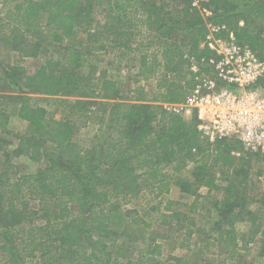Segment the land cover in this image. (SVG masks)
Listing matches in <instances>:
<instances>
[{
  "label": "trees",
  "instance_id": "trees-1",
  "mask_svg": "<svg viewBox=\"0 0 264 264\" xmlns=\"http://www.w3.org/2000/svg\"><path fill=\"white\" fill-rule=\"evenodd\" d=\"M1 5L0 40L7 46H16L18 34H26L21 39L33 41L27 50L32 55L47 52L43 45L51 47V55L33 73L19 65L4 69L5 86L77 98L63 102L76 114L85 108L81 98H101L105 112L99 129L104 123L106 128L80 143L70 116L55 119L45 106L32 103L33 98L0 96L5 102L0 124L11 117L26 121L20 138L30 142L31 159L39 165L34 172H20L7 159L0 170V264H25L27 259L48 264L43 260L50 258L67 264H174L165 259L163 243L147 232L138 239H148L149 245L130 249L122 237H132L141 223L145 228L152 224L136 215L138 209L117 202L119 197L132 202L143 193L155 201L173 186L180 189L181 199H194L183 204L186 213H161L162 220L183 217L195 226L194 214L203 205L200 191L207 188L222 192V199L209 201L219 211L214 239L225 254L234 259L239 241L255 242V234L235 226L253 214L244 187L241 191L238 185L246 189L253 175L244 162L249 158L242 142L210 143L198 130L195 115H172L160 103L184 99L193 86L185 55L210 53L201 46L207 21L227 25L239 43L251 46L264 61V0H208L203 5L212 11L209 18L192 0H0ZM41 29L45 35L38 34ZM104 34L112 36V45L102 42ZM108 47L133 52L134 81L153 84L135 86L125 96L119 81L92 61L93 49ZM235 150L242 154H232ZM255 155L264 160V153ZM31 202H37V208ZM259 202L264 205V195ZM172 203L182 205L168 201L165 208L171 210ZM186 232L192 235L190 229ZM109 236L112 239H105ZM262 239L264 258V231ZM180 247L187 245L181 242ZM174 258L182 262L187 257Z\"/></svg>",
  "mask_w": 264,
  "mask_h": 264
},
{
  "label": "rangeland",
  "instance_id": "rangeland-1",
  "mask_svg": "<svg viewBox=\"0 0 264 264\" xmlns=\"http://www.w3.org/2000/svg\"><path fill=\"white\" fill-rule=\"evenodd\" d=\"M173 6V3H171ZM0 7H3L1 5ZM1 12V11H0ZM3 15V14H2ZM38 34L45 35L46 31L41 29ZM26 35V34H25ZM25 35L18 34L16 39V46H7L5 41L0 40V96L4 95L6 97L19 96L21 98H33L36 101H31L32 103H38L47 108L49 116L59 119L61 117H69L72 123L75 125L77 131V139L81 143H86L85 137L88 139L94 135H100L106 128L104 123L101 127V119L104 115V109L100 107L102 101L101 98H81L84 101L85 108L81 113L76 114L75 111L68 109L63 103L68 101L69 103H74L77 98L70 97L64 94L58 95H39L31 92H20L16 89H8L4 84L5 70L9 66L19 65L23 67L28 72H35L39 66L45 62L47 57L51 55L49 49L50 46L43 45V49L47 52L32 55V51H27L32 45L33 41H24L21 38H26ZM101 40L107 46L112 45V36L104 34L101 36ZM36 42V41H35ZM13 43V42H11ZM10 43V44H11ZM48 41L45 42L47 44ZM27 51V52H24ZM125 50H117L115 48L108 47L104 51H95L93 49L94 56L92 61L99 63L103 69H106L110 76L117 79L119 84L122 86V90L125 96L131 94L135 86H140L142 84H153L151 82L136 83L135 73L136 69L133 67L134 62L132 57L134 53ZM122 53L124 55H122ZM142 51L138 55H140ZM137 54V53H136ZM139 56H137L138 58ZM186 59L189 61L190 55H185ZM98 61V62H97ZM5 102L1 101L0 98V109L4 107ZM87 110H92L95 112L91 115ZM92 117V118H91ZM0 118V123H1ZM27 128L26 121L20 118H10L7 124H0V170L4 169L5 161L15 163L20 172H34L38 169L39 165L36 161L31 159V153L34 152L30 142L25 139H21L20 135L25 133ZM242 150L244 153L248 154L247 160H245L246 166L253 173L252 182L248 186L238 184L244 187L241 191L245 195V199L249 200L250 209L253 214L249 216V220L237 222L235 224L236 229L246 234H255V242L250 245H246L244 241H239L238 247L235 249L236 256L231 258L230 253L226 255L225 250L219 241L214 238L217 236L218 229L215 226L217 217L219 215L218 209L215 207V201L222 199V192L209 190L207 188H202L200 191V196L198 199L202 201L203 205H200L198 212L194 214L193 223L195 226L188 225V223L183 219V217L176 218L170 217L169 219L162 220L161 213H171L172 211L187 212V209L183 204L190 203L193 201L194 197L189 196L187 198L181 199L182 193L179 188L173 186L172 192L169 194H164L155 201H152V195L143 193L140 197L132 202L125 203L122 197L117 199V202L122 206V208L127 209H138L139 218L141 217L146 221L147 224L152 225L149 228H145L143 224H139L138 228L134 229L132 237H122L126 238L125 241L129 244L130 249H139L147 247L150 243L148 239L141 240L138 236L143 235L147 232L148 237L155 236L162 245V252L165 259L170 260V263L180 264H237L238 259L242 258V264H264V258L261 256V248L263 244V231H264V205H262L259 200L264 195V160L262 156L255 154L264 153L261 151L253 152L246 149L242 144ZM66 154H69V150L65 149ZM6 153H9L6 155ZM232 154L240 156L242 154L235 150ZM215 153L213 152L208 156L210 160L214 159ZM221 169L225 170L226 167L222 165L220 160ZM218 163V164H219ZM253 186V187H252ZM252 187V188H251ZM15 194L17 187L14 186ZM134 189L128 191V193H133ZM213 200V201H209ZM180 202L182 205L171 204V210H167L165 203ZM158 205V206H157ZM32 208H37V202H31ZM155 207L159 208V211ZM184 226L185 228H181ZM223 227H227V223L223 222ZM192 232V235L187 234V230ZM169 235V237H165ZM122 238L121 241H122ZM132 238V239H131ZM105 239H112L111 236ZM184 242L187 245L185 248L180 247V243ZM232 245L230 244V252ZM185 255L187 258L181 260L182 262L174 258ZM38 259H27L25 264H37ZM53 258L48 260H43L48 264H67L66 261L58 263L57 261H51Z\"/></svg>",
  "mask_w": 264,
  "mask_h": 264
},
{
  "label": "built area",
  "instance_id": "built-area-1",
  "mask_svg": "<svg viewBox=\"0 0 264 264\" xmlns=\"http://www.w3.org/2000/svg\"><path fill=\"white\" fill-rule=\"evenodd\" d=\"M207 1L192 0L204 18L212 16ZM201 46L210 53L189 57L193 86L185 98L160 104L172 115H195L210 143L238 139L246 149L264 152V61L225 24L207 21Z\"/></svg>",
  "mask_w": 264,
  "mask_h": 264
},
{
  "label": "crops",
  "instance_id": "crops-1",
  "mask_svg": "<svg viewBox=\"0 0 264 264\" xmlns=\"http://www.w3.org/2000/svg\"><path fill=\"white\" fill-rule=\"evenodd\" d=\"M172 190H173V188H172ZM172 192V191H171Z\"/></svg>",
  "mask_w": 264,
  "mask_h": 264
}]
</instances>
